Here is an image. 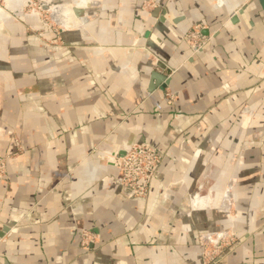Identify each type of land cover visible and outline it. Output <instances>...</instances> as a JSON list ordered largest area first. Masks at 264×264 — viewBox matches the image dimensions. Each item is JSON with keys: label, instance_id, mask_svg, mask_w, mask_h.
Masks as SVG:
<instances>
[{"label": "crops", "instance_id": "1", "mask_svg": "<svg viewBox=\"0 0 264 264\" xmlns=\"http://www.w3.org/2000/svg\"><path fill=\"white\" fill-rule=\"evenodd\" d=\"M143 1L77 0L60 44L0 31V157L22 148L0 179L2 264H200L198 235L228 227L243 241L219 264H264V0ZM134 143L164 155L146 199L109 160Z\"/></svg>", "mask_w": 264, "mask_h": 264}, {"label": "rangeland", "instance_id": "2", "mask_svg": "<svg viewBox=\"0 0 264 264\" xmlns=\"http://www.w3.org/2000/svg\"><path fill=\"white\" fill-rule=\"evenodd\" d=\"M76 4L77 0L61 2H49L46 0H0V31L4 28L5 23H16L22 25L27 33L39 37L48 44H60L63 41L61 37L62 31L77 32V21L74 17V10L71 8ZM151 4H153V0L143 1L140 9L149 8ZM100 5L98 4V6ZM57 7H64L65 13H70L71 16H64L59 21L54 20L51 17V10ZM114 30L116 34L120 35L122 23L117 22ZM46 31L50 32L49 36L46 35ZM15 143L16 151L10 155L3 156L6 157L5 175L7 174V160L10 156H16L22 152L19 142L15 140ZM163 157L164 155H162V160ZM215 211L225 215L229 213L226 209L220 208H217ZM84 232L88 233V235L81 236ZM79 236L78 245L80 250L84 253L92 251L94 244L98 241V235L87 229H82L79 231ZM242 241V236L232 227L199 234L197 245L199 248L200 264H219Z\"/></svg>", "mask_w": 264, "mask_h": 264}, {"label": "built area", "instance_id": "3", "mask_svg": "<svg viewBox=\"0 0 264 264\" xmlns=\"http://www.w3.org/2000/svg\"><path fill=\"white\" fill-rule=\"evenodd\" d=\"M203 29V24H196L184 34V42L192 53L200 51L209 41L210 37L203 34ZM164 94L169 102L173 101L172 93L165 91ZM109 160L117 172L119 194L126 199H146L162 155L149 144L134 143L124 153H113ZM5 162L6 157H0V178L6 176ZM87 235L85 232L81 234Z\"/></svg>", "mask_w": 264, "mask_h": 264}, {"label": "bare ground", "instance_id": "4", "mask_svg": "<svg viewBox=\"0 0 264 264\" xmlns=\"http://www.w3.org/2000/svg\"><path fill=\"white\" fill-rule=\"evenodd\" d=\"M73 10H74V13H75V11H77V8H73ZM52 12V14H51V17L54 19V20H58L59 21V19H62L64 16H65V10H64V8H62V7H57V8H53L52 10H51ZM73 12V11H72ZM73 14V13H72ZM76 14V13H75ZM67 15V14H66ZM71 15V14H70ZM76 19V18H75Z\"/></svg>", "mask_w": 264, "mask_h": 264}, {"label": "water", "instance_id": "5", "mask_svg": "<svg viewBox=\"0 0 264 264\" xmlns=\"http://www.w3.org/2000/svg\"><path fill=\"white\" fill-rule=\"evenodd\" d=\"M75 13H77V11H75ZM124 152H125V151H124ZM124 152H123V153H124Z\"/></svg>", "mask_w": 264, "mask_h": 264}]
</instances>
